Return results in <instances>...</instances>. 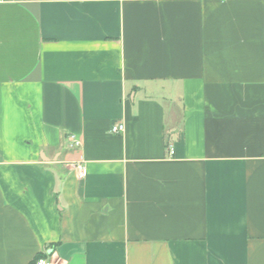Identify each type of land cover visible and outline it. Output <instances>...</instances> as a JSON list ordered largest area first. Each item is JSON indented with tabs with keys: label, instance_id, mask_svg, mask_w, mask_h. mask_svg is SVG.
Instances as JSON below:
<instances>
[{
	"label": "crops",
	"instance_id": "0c3cea01",
	"mask_svg": "<svg viewBox=\"0 0 264 264\" xmlns=\"http://www.w3.org/2000/svg\"><path fill=\"white\" fill-rule=\"evenodd\" d=\"M39 258L264 264V0L0 2V264Z\"/></svg>",
	"mask_w": 264,
	"mask_h": 264
},
{
	"label": "built area",
	"instance_id": "2783aa9c",
	"mask_svg": "<svg viewBox=\"0 0 264 264\" xmlns=\"http://www.w3.org/2000/svg\"><path fill=\"white\" fill-rule=\"evenodd\" d=\"M3 1H6V0H0V2H3ZM111 132L113 134L124 133L125 132V124L123 122H116L112 126ZM69 138L71 140V146L72 147H74V148H80L81 147V142L74 135H71ZM169 153H170V155L174 154V150H173L172 146H169ZM76 169L78 172V177L80 179H83L87 176L88 171H87L86 165L84 164L83 161H80L76 164ZM33 264H56V263L52 262L48 258H39V259H36Z\"/></svg>",
	"mask_w": 264,
	"mask_h": 264
}]
</instances>
